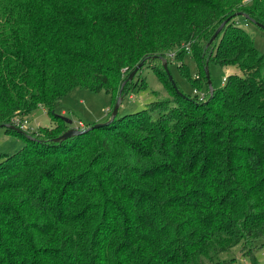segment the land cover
Masks as SVG:
<instances>
[{
    "label": "trees",
    "instance_id": "1",
    "mask_svg": "<svg viewBox=\"0 0 264 264\" xmlns=\"http://www.w3.org/2000/svg\"><path fill=\"white\" fill-rule=\"evenodd\" d=\"M237 14L264 25V0H0V126L40 107L53 120L43 138L4 128L26 144L1 156L0 264H218L264 249V54ZM178 49L199 90L207 64L243 75L196 106L160 60ZM150 61L176 97L158 121L144 108L54 141L71 128L56 114L68 94L113 103L124 71Z\"/></svg>",
    "mask_w": 264,
    "mask_h": 264
},
{
    "label": "rangeland",
    "instance_id": "2",
    "mask_svg": "<svg viewBox=\"0 0 264 264\" xmlns=\"http://www.w3.org/2000/svg\"><path fill=\"white\" fill-rule=\"evenodd\" d=\"M238 22L254 36L256 49L261 54H264V30L251 21L245 20L243 17H238ZM186 50L189 51L190 49L186 48ZM181 51V49H178L167 56V59L171 62L169 70L173 80L182 90L184 96H195V101L198 104L196 106H200L201 104L208 105L212 97L211 92L210 90L207 91V85H204L202 90H199L202 85V77L200 81L196 80L200 78V75L196 73V65L191 58L185 57L184 63L189 67L194 81H197L196 88L181 74L179 61L176 60L177 53ZM161 66L162 64L159 61H150L143 67L138 75H136L131 81V84L126 88L128 94L119 108L118 117H123L146 108L151 110V121H158L160 116L166 112L165 108H170V106L176 102V97L170 90V85L166 81V78L163 77L161 82L155 73L154 69L160 70ZM209 70L214 89L223 87L225 79L229 75H243V72L235 66L222 67L212 63L209 66ZM130 74V71L125 70L124 80L127 79ZM117 96L112 103L111 97L105 91L95 93L87 89L77 88L63 99L62 105L57 109L56 114L72 121V125H70L71 128L85 130L89 126L105 124L111 120V110L113 111V106L118 98ZM221 103L222 101H220V104ZM202 113L203 110L197 111L198 116ZM20 120H27L29 125L26 126V130L33 133L35 132L37 137L39 136L40 138L44 137L41 130H48L53 124L51 116L43 107L38 108L24 119L20 118ZM149 137L150 135L144 136V139L147 140ZM129 139L131 141H136L135 137H130ZM25 144L26 142L23 138L7 133L5 129H0V162L2 160L1 156L5 154H14L21 150ZM113 162L114 164L117 163L115 160ZM128 165L134 166V162H130ZM119 166H122V164ZM215 261L218 264H264V249L248 257L244 256L241 250L237 248L230 253L218 255L214 262Z\"/></svg>",
    "mask_w": 264,
    "mask_h": 264
},
{
    "label": "water",
    "instance_id": "3",
    "mask_svg": "<svg viewBox=\"0 0 264 264\" xmlns=\"http://www.w3.org/2000/svg\"><path fill=\"white\" fill-rule=\"evenodd\" d=\"M237 17H240V16H243L245 17L243 14H237L236 15ZM252 23H254L256 26H258L259 28L263 29L264 30V25L263 24H260V23H257V22H254V21H251ZM225 24H222V26H220V28L217 30L216 34L214 35V37L212 38L211 42L212 43L217 37L218 35L221 33V31L223 30ZM160 60L163 62V67L169 77V80L171 81L173 87H175L176 91L184 96V94H182L179 90H178V87L176 85V83L174 82L173 80V77L171 75V72L169 70V67H168V62L167 60L164 58V57H160ZM145 66V62H142L140 63L138 66H136V68L131 72V74L129 75V77L124 81V83L122 84V87H121V90H120V95L117 99V102L115 104V107H114V110H113V113H112V118L110 121H108L107 123L105 124H101V125H94L93 127L87 129V130H78V129H74V128H70L67 132H65L64 134H62L61 136H59L58 138L54 139V141L56 143H60L62 141H65V140H68V139H71L73 137H76V136H79V135H82L84 133H86L87 131L89 130H93V129H96V128H99V127H102V126H105V125H109L110 123H112L114 121V119L118 116V113H119V108L123 102V96H122V91H123V88L125 87V85L128 83V82H131L135 77L136 75L139 73V71ZM205 75H206V78H207V81H208V86H209V90L211 92V96H213L214 94V87L212 86V81H211V75H210V70H209V64L206 65L205 67ZM64 121L68 124V125H72V121L64 118ZM4 128H7V129H11V130H14L16 131L17 133L19 134H23V135H27L22 129L14 126V125H3V126H0V129H4ZM29 138H31V136H29Z\"/></svg>",
    "mask_w": 264,
    "mask_h": 264
},
{
    "label": "built area",
    "instance_id": "4",
    "mask_svg": "<svg viewBox=\"0 0 264 264\" xmlns=\"http://www.w3.org/2000/svg\"><path fill=\"white\" fill-rule=\"evenodd\" d=\"M226 81V79H225ZM13 125L22 129V130H26V126L29 125V122L27 120H20V119H16L13 121Z\"/></svg>",
    "mask_w": 264,
    "mask_h": 264
}]
</instances>
